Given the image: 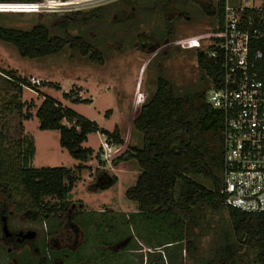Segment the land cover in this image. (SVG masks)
<instances>
[{
	"label": "rangeland",
	"instance_id": "374dc122",
	"mask_svg": "<svg viewBox=\"0 0 264 264\" xmlns=\"http://www.w3.org/2000/svg\"><path fill=\"white\" fill-rule=\"evenodd\" d=\"M183 2V7L176 4V8L179 6L181 12H186L185 17L179 18V12L166 15L163 4L151 11L146 2L140 5L131 0H115L101 6L102 18L88 25L69 27L64 32L55 24L70 12L49 13L41 18L36 14L0 12L2 27L30 31L38 22H44L51 28L52 35L84 40L91 47V53L86 56L68 44L56 55L30 59L21 57L13 45L0 40V132L7 147L18 152L15 145L24 138L30 140L35 147L31 168H67L78 179L68 195L66 214L40 216L35 225L25 220L26 227L37 229L36 243L41 257L49 259L61 255L49 249L48 240L50 242L53 234L62 238L67 232L62 226L70 222L80 230L78 242L82 247L64 260L68 264H205L213 258L215 248L223 243L215 232L218 224L225 236H232L226 211L215 220L206 211L203 229L196 230L192 238L198 251L189 254L188 241L169 244L171 234L161 233V223L146 219L137 204L125 195L141 173L139 165L131 158L134 148L143 147V134L134 125L139 114L134 105L137 92L146 95L147 104L155 93L159 77L173 84L175 95L179 97L198 90L201 85L198 51L180 50L176 42L205 34L217 26L215 20L203 14L201 7L213 2ZM166 17L174 19L175 27L172 41L167 45L160 41ZM95 51L101 54L102 63L90 58ZM9 72L25 79L26 86L17 79L14 83L8 82ZM33 78L40 82L39 86L32 84ZM45 98L56 100L98 125L100 132L89 135L83 144L94 150L95 155L81 164L82 172L76 169L80 163L61 147L60 132L40 129L37 113ZM116 128L124 141L129 138L132 149L126 160L114 165L103 161L100 146L107 137L103 132L112 133ZM194 178L211 188V183L203 177ZM16 191H12L14 205L9 209L22 222L23 214L32 211V205L23 190L18 194ZM58 203L56 198L43 200V204L50 206ZM69 231L73 234V230ZM237 248V264H259L256 249L242 245ZM57 263L61 264L62 259Z\"/></svg>",
	"mask_w": 264,
	"mask_h": 264
},
{
	"label": "trees",
	"instance_id": "16d2710c",
	"mask_svg": "<svg viewBox=\"0 0 264 264\" xmlns=\"http://www.w3.org/2000/svg\"><path fill=\"white\" fill-rule=\"evenodd\" d=\"M40 1L0 0V4ZM131 1L140 5L146 2L151 11L163 4L162 10L166 15L179 12V18L186 16L179 6L176 8L177 3L184 5L183 0ZM212 2L202 4L203 14L215 20L221 28L223 4L220 0ZM102 10L100 7L89 12H70L62 16L55 27L64 32L69 27L88 25L103 17ZM46 14L49 13L36 15L41 18ZM173 22L174 19L166 17L165 31L160 34V41L166 45L174 36ZM219 38L220 29L216 31L214 41L218 42ZM0 40L13 45L21 57L30 59L56 55L68 44L79 49L82 55L91 53L90 45L84 40L54 36L44 22H38L30 31L0 26ZM260 47L264 53V43ZM197 51L201 69L199 89L179 97L175 95L174 85L159 77L154 95L138 111L134 125L143 134V147L134 148L131 158L137 162L141 173L136 184L126 191V199L136 203L146 219L161 223L160 232L171 234L169 244L188 241L189 254L198 251L192 238L196 236V230L203 229L206 211L214 220L226 211L232 236H225L218 224L215 232L223 243L215 248L213 258L206 260L205 264H237V245L256 249L257 262L264 264V216L228 207L220 196L224 160L223 115L207 101V95L212 88L221 87L223 72L219 62H206L204 52ZM90 58L102 63V56L97 51ZM259 72L264 80V58L259 64ZM6 77L8 82L14 83L17 79L26 86L27 81L17 78L14 72H9ZM17 107L21 109L19 105ZM37 118L41 130L60 132L61 147L80 163L76 169L82 172L84 166L81 164L89 162L95 155L94 150L83 147V144L89 135L100 132L98 125L51 98H45ZM103 134L117 145L124 144L118 128ZM15 146L18 152L9 150L3 132H0V202H6L10 208L14 205L12 191L17 190L18 194L23 190L31 201L32 213L39 216L66 214L69 210L68 195L78 180L73 171L67 168L33 169V142L24 138ZM131 149L129 146L127 152L113 164L126 160ZM198 176L209 181L211 188L197 182L194 177ZM46 198H56L59 203L53 206L43 204Z\"/></svg>",
	"mask_w": 264,
	"mask_h": 264
},
{
	"label": "built area",
	"instance_id": "2783aa9c",
	"mask_svg": "<svg viewBox=\"0 0 264 264\" xmlns=\"http://www.w3.org/2000/svg\"><path fill=\"white\" fill-rule=\"evenodd\" d=\"M115 0H42L0 4V12L43 14L99 8ZM222 27L176 42L182 50H200L205 61L220 63L223 76L207 101L223 115L224 160L220 196L226 206L264 216V80L259 64L264 58V0H220ZM220 29V40L214 41ZM214 47V48H212ZM33 85H40L31 79ZM146 95L137 92L134 105L141 109ZM129 148V138L117 145L104 137L103 161L111 164Z\"/></svg>",
	"mask_w": 264,
	"mask_h": 264
},
{
	"label": "flooded vegetation",
	"instance_id": "af4514ba",
	"mask_svg": "<svg viewBox=\"0 0 264 264\" xmlns=\"http://www.w3.org/2000/svg\"><path fill=\"white\" fill-rule=\"evenodd\" d=\"M16 215L14 211L9 209L6 202H0V264H58L57 261L61 257L63 258L61 264H64V260L69 259L70 254L77 253L82 247V243L78 242L80 230L70 222L69 225L62 226L64 231H67L62 238L57 236L52 238L50 242L48 240L49 249L53 248L61 255L49 259L43 258L41 257L40 246L36 243L38 240L36 227H26L25 225V220L35 225L40 216L29 211L23 214L25 219L21 222L18 217L15 218ZM5 225L7 226L6 231ZM69 229L73 230V234ZM29 232H35L36 236L33 239H28L26 236Z\"/></svg>",
	"mask_w": 264,
	"mask_h": 264
},
{
	"label": "water",
	"instance_id": "95a60500",
	"mask_svg": "<svg viewBox=\"0 0 264 264\" xmlns=\"http://www.w3.org/2000/svg\"><path fill=\"white\" fill-rule=\"evenodd\" d=\"M4 229H5V231L7 230V226L6 225H5ZM35 236H36L35 232H29L26 237L28 239H33Z\"/></svg>",
	"mask_w": 264,
	"mask_h": 264
},
{
	"label": "crops",
	"instance_id": "0c3cea01",
	"mask_svg": "<svg viewBox=\"0 0 264 264\" xmlns=\"http://www.w3.org/2000/svg\"><path fill=\"white\" fill-rule=\"evenodd\" d=\"M54 236H56V235H54V234H53V235H50V238H52V237L54 238ZM60 257H61V256H60ZM61 259H62V261H63V258H62V257H61ZM59 260H60V259H59ZM97 261H98V260H97ZM91 263H92V261H91ZM64 264H68V263L65 262ZM69 264H70V263H69Z\"/></svg>",
	"mask_w": 264,
	"mask_h": 264
}]
</instances>
